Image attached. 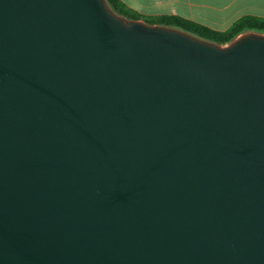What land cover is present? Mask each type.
Instances as JSON below:
<instances>
[{"label": "water", "instance_id": "95a60500", "mask_svg": "<svg viewBox=\"0 0 264 264\" xmlns=\"http://www.w3.org/2000/svg\"><path fill=\"white\" fill-rule=\"evenodd\" d=\"M0 264H264V33L0 0Z\"/></svg>", "mask_w": 264, "mask_h": 264}, {"label": "crops", "instance_id": "0c3cea01", "mask_svg": "<svg viewBox=\"0 0 264 264\" xmlns=\"http://www.w3.org/2000/svg\"><path fill=\"white\" fill-rule=\"evenodd\" d=\"M144 16L176 15L215 30L244 15L264 17V0H121Z\"/></svg>", "mask_w": 264, "mask_h": 264}, {"label": "trees", "instance_id": "16d2710c", "mask_svg": "<svg viewBox=\"0 0 264 264\" xmlns=\"http://www.w3.org/2000/svg\"><path fill=\"white\" fill-rule=\"evenodd\" d=\"M110 7L117 13L128 18L144 19L148 23H157L176 27L195 36L224 44L236 35L245 31L264 33V17L244 15L236 19L227 29L215 30L205 25L188 20L176 15L144 16L128 8L121 0H106Z\"/></svg>", "mask_w": 264, "mask_h": 264}]
</instances>
